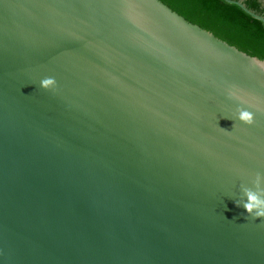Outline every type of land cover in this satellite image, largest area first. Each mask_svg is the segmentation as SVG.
I'll use <instances>...</instances> for the list:
<instances>
[{
    "label": "water",
    "instance_id": "1",
    "mask_svg": "<svg viewBox=\"0 0 264 264\" xmlns=\"http://www.w3.org/2000/svg\"><path fill=\"white\" fill-rule=\"evenodd\" d=\"M257 173L264 60L160 0H0V264H264Z\"/></svg>",
    "mask_w": 264,
    "mask_h": 264
},
{
    "label": "trees",
    "instance_id": "2",
    "mask_svg": "<svg viewBox=\"0 0 264 264\" xmlns=\"http://www.w3.org/2000/svg\"><path fill=\"white\" fill-rule=\"evenodd\" d=\"M188 22L212 33L239 51L264 60V26L239 6L225 0H160ZM242 1L251 11L264 17L263 0Z\"/></svg>",
    "mask_w": 264,
    "mask_h": 264
},
{
    "label": "clouds",
    "instance_id": "3",
    "mask_svg": "<svg viewBox=\"0 0 264 264\" xmlns=\"http://www.w3.org/2000/svg\"><path fill=\"white\" fill-rule=\"evenodd\" d=\"M39 87L44 90L55 89L57 87V80L52 76L45 77L40 80ZM230 119L234 121L233 127L237 121L240 124L251 126L255 122V113L241 107L237 109L235 119ZM251 183L255 190H253V187L241 184L239 190L243 195L240 199L235 200V203L238 207L242 206L253 219L264 218V174L257 173Z\"/></svg>",
    "mask_w": 264,
    "mask_h": 264
}]
</instances>
